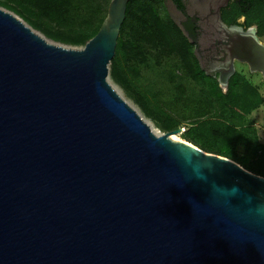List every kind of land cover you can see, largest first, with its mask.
Returning <instances> with one entry per match:
<instances>
[{
  "label": "water",
  "instance_id": "water-1",
  "mask_svg": "<svg viewBox=\"0 0 264 264\" xmlns=\"http://www.w3.org/2000/svg\"><path fill=\"white\" fill-rule=\"evenodd\" d=\"M129 1L80 49L0 8V264H264V177L155 135L108 82ZM163 3L194 44L195 17ZM214 14L219 86L234 61L264 78L255 29Z\"/></svg>",
  "mask_w": 264,
  "mask_h": 264
},
{
  "label": "trees",
  "instance_id": "trees-1",
  "mask_svg": "<svg viewBox=\"0 0 264 264\" xmlns=\"http://www.w3.org/2000/svg\"><path fill=\"white\" fill-rule=\"evenodd\" d=\"M173 1L180 2V0ZM109 2L110 0H0V6L15 13L30 27L51 40L69 46H84L98 32L106 16ZM162 2V0H130L127 3L115 53L108 66L111 79L122 87L134 89L119 65L120 52L124 50V45L120 42V34L127 20L148 18L151 22L150 27L160 44L178 58L188 76L199 86L207 99L215 103L223 113V120H203L191 124L183 134L185 141L205 152L226 157L247 171L264 177V148L259 149L260 158L253 160L223 142L221 134V130L229 125L241 126L246 117L262 105V97L257 89L238 73H234L229 78L227 91L223 93L216 79L206 75L199 67L192 45L170 19ZM80 4H89L94 11L85 12V9L80 13L82 11ZM263 11L264 0H241L240 3L234 2L222 10L221 18L228 25L241 26L238 24V19L243 17L244 24L256 25L257 35L262 36L264 35ZM85 13L92 14L93 20L86 23L83 29L81 26L77 27L75 22H78L77 15L79 21L84 22ZM138 104L143 114L159 123L164 132L176 128L174 122L152 108L144 98L138 100Z\"/></svg>",
  "mask_w": 264,
  "mask_h": 264
},
{
  "label": "rangeland",
  "instance_id": "rangeland-1",
  "mask_svg": "<svg viewBox=\"0 0 264 264\" xmlns=\"http://www.w3.org/2000/svg\"><path fill=\"white\" fill-rule=\"evenodd\" d=\"M163 5L167 12L166 5L164 3ZM80 6L82 10L80 13L85 9V12L92 13L94 11V8L90 7L91 5L89 4H80ZM0 8L11 12L4 7L0 6ZM11 13L17 16L15 13ZM262 13L264 16V11ZM78 17L79 15L76 18L78 22L75 23L77 27L81 26L83 29L86 23L93 20L92 14L90 13H85L84 22H80ZM224 24L226 26L236 25ZM238 24L241 25L244 31L250 28L255 29L258 40L264 45V35H257L256 25L246 26L243 17L238 19ZM150 26L151 22L148 18L143 20L129 19L120 34V42L124 45L125 51L122 50L120 52L119 65L126 73L134 89H131V87L128 89L122 87L112 80L109 75V67L107 80L120 97L141 116L156 135H162L180 129V132L177 134L169 133L171 134L170 139L187 142L183 134L191 124L203 120H223V113L215 103H211L207 99L199 86L188 76L178 58L169 53L160 44ZM33 30L36 31L35 29ZM36 32L55 44L77 49L83 47L69 46L56 42L45 37L42 33ZM234 67V73L240 74L257 89L263 99V103L258 109L246 117L241 126L230 127L229 125L227 128H223L221 130L222 141L230 145L233 149L235 148L240 154H246L249 158L257 160L260 158L258 155L260 154L259 149L264 148V78L260 73L250 72L246 64L235 62ZM214 79L217 81V76ZM220 89L223 93L227 91V87H220ZM137 97L139 101L141 98H144L152 108L160 111L166 118L174 122L176 128L164 132L160 128L159 123H156L143 114Z\"/></svg>",
  "mask_w": 264,
  "mask_h": 264
},
{
  "label": "flooded vegetation",
  "instance_id": "flooded-vegetation-1",
  "mask_svg": "<svg viewBox=\"0 0 264 264\" xmlns=\"http://www.w3.org/2000/svg\"><path fill=\"white\" fill-rule=\"evenodd\" d=\"M224 2L225 0H180L179 3H176L177 11L181 14L183 20L187 17H195L192 24L195 34V43L191 44L193 54L199 67L206 75L213 78L218 76L219 70L227 64L224 60L223 42L225 36L215 19V10L219 8L221 23L224 24L221 18L222 10L228 8L234 2L240 3L241 0H227V4L223 6ZM235 62L237 61H234V65ZM212 74H215V76Z\"/></svg>",
  "mask_w": 264,
  "mask_h": 264
},
{
  "label": "bare ground",
  "instance_id": "bare-ground-1",
  "mask_svg": "<svg viewBox=\"0 0 264 264\" xmlns=\"http://www.w3.org/2000/svg\"><path fill=\"white\" fill-rule=\"evenodd\" d=\"M150 127V126H149ZM151 129V128H150ZM152 131V130H151ZM153 132V131H152ZM154 133V132H153ZM155 134V133H154ZM156 135V134H155Z\"/></svg>",
  "mask_w": 264,
  "mask_h": 264
}]
</instances>
